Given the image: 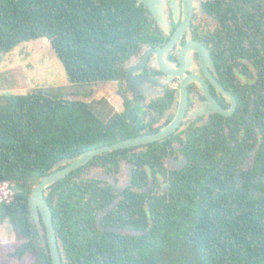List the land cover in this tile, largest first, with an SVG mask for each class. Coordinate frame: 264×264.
I'll use <instances>...</instances> for the list:
<instances>
[{
  "label": "trees",
  "instance_id": "16d2710c",
  "mask_svg": "<svg viewBox=\"0 0 264 264\" xmlns=\"http://www.w3.org/2000/svg\"><path fill=\"white\" fill-rule=\"evenodd\" d=\"M246 1L248 8L240 3L238 13L247 30L233 21L228 51L247 77L233 90L240 95L235 112L188 132L186 163L170 172L165 192L124 191L100 220L127 210L134 222L129 227L140 235L96 226L95 214L111 200L98 197L106 191L90 189L100 185L82 178L85 165L52 184L45 200L62 264H264V5ZM152 29L139 0H0V53L46 38L68 82L85 89L121 80L123 64ZM138 109L124 101L115 112L104 98L69 97L62 88L0 96V184L18 186L0 206V219L17 241L5 257L30 255V264H52L29 215L31 188L58 160L137 136L144 127ZM163 143L131 156L132 186H147L140 172L158 165ZM126 151L104 152L87 165L129 161Z\"/></svg>",
  "mask_w": 264,
  "mask_h": 264
},
{
  "label": "flooded vegetation",
  "instance_id": "af4514ba",
  "mask_svg": "<svg viewBox=\"0 0 264 264\" xmlns=\"http://www.w3.org/2000/svg\"><path fill=\"white\" fill-rule=\"evenodd\" d=\"M260 1L263 3V0ZM160 3L158 13L163 17L164 26L158 23L145 7L152 19V33L148 41L143 42L138 53L132 55L123 64V77L116 81L121 88L118 93L121 109L116 108L114 111L120 112L124 101H127L132 108H139L138 112L143 118L144 127L140 129L137 136L156 133L176 117L180 104V89L184 82L186 96L180 122L170 134L157 140L164 142L162 144L164 149L160 153V159L157 160L158 165L154 167V170L146 167L144 173L140 172V175L148 180L146 187L132 186L136 165L131 163L130 158L157 141L126 147L125 156L129 157V161L119 158L117 165L104 160L87 165L88 161L84 164L81 175L82 178L95 180L100 185L90 188L91 190L100 193L106 191V195L98 196L111 200L106 207L115 202L110 210L99 217V224L104 228L119 227L123 231L115 233L122 235L141 234V231L140 234L132 233L138 230L129 227L134 222L132 219H127V210H122L123 212L116 210L102 222L100 220L119 203L124 191H139L141 194L165 192L168 188L167 179L170 172L181 169L186 163L183 148L186 145L188 132L212 123L217 119L215 115H220L210 111V100L196 81L181 79L176 74H164L158 65L157 55L148 50L161 49L168 45L167 51L163 53L164 60L170 61L176 68L182 66L184 77L188 75L199 77L210 99L225 110L229 109L230 100H227L226 96L216 88L214 82L235 97L236 108L237 97L240 95L234 94L233 90L239 82L241 85L247 82V77L240 68H236L235 64L231 63L228 55L229 42L235 28L233 21L236 18L241 20L244 31L247 30L246 22L238 13V4L242 3L243 7H247L246 0H160ZM243 12L241 10V13ZM194 46L202 49L204 60L200 59V51L193 49ZM130 68L137 71H132V76L126 82V74ZM232 114L220 116L231 117ZM222 120L225 121V119ZM108 194L110 195L107 196ZM106 207L98 210L94 216L96 226L100 230L105 229L98 226L95 218ZM109 237L115 240L120 239L117 236ZM59 249L61 253L62 247L59 246ZM63 257L64 254H62Z\"/></svg>",
  "mask_w": 264,
  "mask_h": 264
},
{
  "label": "rangeland",
  "instance_id": "374dc122",
  "mask_svg": "<svg viewBox=\"0 0 264 264\" xmlns=\"http://www.w3.org/2000/svg\"><path fill=\"white\" fill-rule=\"evenodd\" d=\"M42 88L48 91L62 88V92L69 97L87 100L104 98L114 110L121 109L118 95L121 88L116 81L92 84L86 89L69 83L63 65L46 38L23 41L11 51L0 53V96L7 93L24 94ZM12 189L16 190L18 186L0 184V206L9 199ZM16 245L10 223L7 219H0V264L32 262L30 255H25L20 260L4 256L5 252L14 249Z\"/></svg>",
  "mask_w": 264,
  "mask_h": 264
},
{
  "label": "water",
  "instance_id": "95a60500",
  "mask_svg": "<svg viewBox=\"0 0 264 264\" xmlns=\"http://www.w3.org/2000/svg\"><path fill=\"white\" fill-rule=\"evenodd\" d=\"M140 2L143 4L144 7H146L154 17V19L162 24L164 26V21L162 15H160L158 12L160 10V0H140ZM168 45L161 49H150L148 51H153L157 57H158V65L162 72L164 74H176L179 75L181 79L185 80H193L196 81L200 88H202L203 93L205 96L210 100L209 109L212 112H216L223 116H229L232 114V112L236 108V99L235 97L230 94L229 92L223 90L218 84H216L214 81V85L216 88L223 93L224 96H226L227 100H230V107L229 109L225 110L221 108L217 103H215L212 99H210V95L208 94L206 88L202 84L199 77L195 75H188L187 77L183 76V68L182 66L174 67L170 61L164 60L163 53L167 51ZM193 49L200 51V59L204 60V55L202 49L199 47L194 46ZM207 56V55H206ZM161 57V58H160ZM132 71H137V69L130 68L126 74V82H128V79L132 76ZM184 83V82H183ZM182 83L181 89H180V104H179V110L176 115V117L173 119V121L166 125L164 128H162L160 131L143 135V136H135L132 138H126L119 140L117 142L103 145L97 148H92L89 150H86L84 152H81L73 157L64 158L62 160L56 161L52 167L50 168V171L48 174L43 176L39 179V181L31 188V191L27 197L28 202V210L29 215L32 220V222L35 224L37 231L40 235V238L42 239V242L44 246L47 247L48 253L51 258L52 264H62V254L60 253L59 245L57 243L54 227L52 224V218L49 206L45 200V196L48 194L50 190V186L60 180L61 178L68 175L70 172L75 170L76 168L81 167L88 161H90L95 156L102 154L104 152H110L117 149H123L130 146H136L141 143H148L160 140L170 134L179 124L182 111L185 103V96H186V90L184 88V84ZM115 205V202H112L108 207L103 209L100 214H98L95 218L96 222L98 223V226L101 229H105L107 231H114V232H122L123 230L121 228L117 227H106L104 228L99 224V217L103 215L105 212L110 210ZM132 233L140 234V231H133Z\"/></svg>",
  "mask_w": 264,
  "mask_h": 264
},
{
  "label": "crops",
  "instance_id": "0c3cea01",
  "mask_svg": "<svg viewBox=\"0 0 264 264\" xmlns=\"http://www.w3.org/2000/svg\"><path fill=\"white\" fill-rule=\"evenodd\" d=\"M30 264V263H29Z\"/></svg>",
  "mask_w": 264,
  "mask_h": 264
}]
</instances>
